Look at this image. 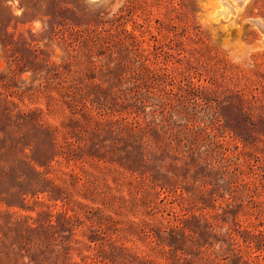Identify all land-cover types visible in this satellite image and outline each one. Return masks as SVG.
Returning <instances> with one entry per match:
<instances>
[{
  "label": "rangeland",
  "instance_id": "374dc122",
  "mask_svg": "<svg viewBox=\"0 0 264 264\" xmlns=\"http://www.w3.org/2000/svg\"><path fill=\"white\" fill-rule=\"evenodd\" d=\"M225 1L0 0V264H264V0Z\"/></svg>",
  "mask_w": 264,
  "mask_h": 264
},
{
  "label": "bare ground",
  "instance_id": "6f19581e",
  "mask_svg": "<svg viewBox=\"0 0 264 264\" xmlns=\"http://www.w3.org/2000/svg\"><path fill=\"white\" fill-rule=\"evenodd\" d=\"M232 11H235V8L231 6L230 2L228 3L225 0H221V5L219 8H217L218 14L223 18H227ZM256 26L261 31V33L264 34V24H261L257 21Z\"/></svg>",
  "mask_w": 264,
  "mask_h": 264
},
{
  "label": "water",
  "instance_id": "95a60500",
  "mask_svg": "<svg viewBox=\"0 0 264 264\" xmlns=\"http://www.w3.org/2000/svg\"><path fill=\"white\" fill-rule=\"evenodd\" d=\"M218 13V12H217ZM259 23H261V22H259ZM261 24H263V23H261Z\"/></svg>",
  "mask_w": 264,
  "mask_h": 264
}]
</instances>
